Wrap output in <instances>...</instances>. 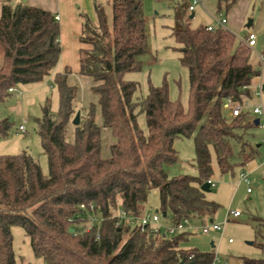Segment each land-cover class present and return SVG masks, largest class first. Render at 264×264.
Masks as SVG:
<instances>
[{
  "label": "trees",
  "instance_id": "obj_1",
  "mask_svg": "<svg viewBox=\"0 0 264 264\" xmlns=\"http://www.w3.org/2000/svg\"><path fill=\"white\" fill-rule=\"evenodd\" d=\"M14 1L0 5V107L13 96L11 88L50 77L63 53L56 15ZM237 1L218 0L219 12L224 4L229 11ZM111 6V21L97 1L96 21L81 14L80 42L86 48L80 50L79 74L93 81L103 125L96 123V104L79 108L78 89L68 83L73 72L66 68L54 77L58 111L48 101L36 119L49 175L28 151L0 155V264H24L15 253L14 227L25 231L34 257L43 264L215 263L212 252L182 248L190 233L163 237L133 232L116 226L117 215L125 211L142 216L149 194L158 190V211L167 214L164 218L170 215L174 225L213 221L220 205L202 190L213 176V154L222 174L233 172L238 164L232 162V140L253 127L246 123L247 115L231 118L225 109L229 98L241 102L252 97L249 87L260 72L251 62V49L230 30L191 28L192 14L180 5L172 35L189 74V107L171 100L167 82L150 84L146 97L140 98V85L126 78L143 70L140 58L147 52L142 3L113 0ZM79 111L81 122L75 126ZM142 114L146 130L139 124ZM13 127L10 118L0 116V140L8 138ZM103 129L115 139L108 158L103 157ZM177 138H193L197 176L169 177L166 165L179 160ZM91 212L101 217L99 225H91ZM254 221L263 240L258 246L264 250V218ZM242 262L264 264V258Z\"/></svg>",
  "mask_w": 264,
  "mask_h": 264
},
{
  "label": "rangeland",
  "instance_id": "obj_2",
  "mask_svg": "<svg viewBox=\"0 0 264 264\" xmlns=\"http://www.w3.org/2000/svg\"><path fill=\"white\" fill-rule=\"evenodd\" d=\"M3 2L5 0H0V5ZM210 2L212 7L209 10L216 12L217 18H226L228 29L239 40L245 39L251 33L257 36V46L251 51V62L255 69L261 71L257 53H264V0H240L229 11L224 4L220 12L217 11L219 9L218 0ZM182 5L188 6L185 2ZM203 10L197 11L196 18L188 19V25L191 28L209 26V24L215 26V20ZM155 12H158V15ZM250 20L253 21V25L251 28H246ZM174 25V10L167 3H158L147 22V52L140 58L143 62V70L128 74L126 79L140 85L137 93V97L140 98L146 97L150 84L159 87L167 82L171 100L180 101L184 108L188 109L189 74L180 62L182 55L180 46L172 35ZM60 66L58 69H61ZM52 75L42 83L18 87L22 94H13L8 102L0 107V116L10 118L14 124L10 136L0 140V155H17L23 151H28L39 162L45 175H49V163L48 158L43 154L40 138L36 132V119L41 117L42 107L48 101L51 103L53 111L56 112L59 109V93ZM68 83L73 84L72 86L78 89L77 102L79 108L88 109L90 103L96 104L93 102H97L98 108V97L91 91L92 85L90 83L92 82L90 78L72 73L68 78ZM257 84L258 82H254L251 88L250 102L252 106L258 104V100L255 98ZM85 105L89 106L85 107ZM246 112H249V117L246 118L247 123L250 122L253 114L252 110ZM22 124H25L27 130L24 134L18 132V128ZM139 124L146 130L144 114L140 115ZM69 135L72 137V128ZM263 140L264 130L260 127L253 125V127L242 129L239 132V139L232 140L234 152L232 162L238 165L233 172L227 174H222L217 158L213 154V176L211 180L217 184V187L211 189V192L207 193V197L219 204L220 209L212 222L203 223L196 220L192 223L198 227L213 224L223 225L224 230L221 233L212 232L210 234L190 233L188 240L181 244L182 248L195 249L204 253L212 252L215 254V264H237L244 259L264 258V250L258 246L263 240L256 235L257 223L254 221L255 217L264 218V181L260 187L254 185L256 180L252 177H250V184L241 181L242 173L249 174L246 164L248 165L250 162H256L260 165L261 169L258 175L264 176V147L257 148V145L262 144ZM244 145L245 151L242 149ZM174 147L179 153V160L175 164L166 165L169 177L174 178L182 174L197 176L193 138H177L174 141ZM105 151L106 148L104 150L103 146L104 155ZM256 179H259V176ZM249 188H252V193H248ZM144 209V214L150 213L161 216L162 234L167 233V228L174 226L170 215L164 218L162 213L158 212L160 210L158 190L151 191ZM230 211L240 212L241 217L229 216ZM90 217L89 214L88 219ZM98 218L101 217L98 216ZM13 236L15 253L20 260H24V264H43L42 261L34 257L30 239L21 227L13 228ZM168 236L172 237L171 235Z\"/></svg>",
  "mask_w": 264,
  "mask_h": 264
},
{
  "label": "built area",
  "instance_id": "obj_3",
  "mask_svg": "<svg viewBox=\"0 0 264 264\" xmlns=\"http://www.w3.org/2000/svg\"><path fill=\"white\" fill-rule=\"evenodd\" d=\"M22 1V0H17ZM162 0H153L154 3H159ZM182 2H185L188 4L189 12L194 13L196 9L202 8L205 9L204 1L203 0H182ZM56 19L59 21V17L56 16ZM216 22L215 26L210 25L207 26L208 31H214L217 28H222L224 30L228 29V20L226 18H213ZM240 41L248 46L251 51L254 50V48L257 46V36L255 34H249L245 39H240ZM258 55V60L260 63L261 71L260 75H258L256 78L252 80V85L249 87L250 89L253 86V83L258 82L257 88L255 91V98L258 100V104L252 106L251 105V98H246L241 102L234 101L232 98H229L226 102L225 109L228 111V114L231 118H237L242 115H247L249 117V112H246L247 110H252L253 117L250 118V123L254 125V121L256 119L259 120V126L261 129L264 130V103H263V94H264V53ZM11 94H22L19 90V88H11L9 90ZM19 133H26V126L25 124H22L18 128ZM262 147H264V140L261 144ZM241 181L246 182L250 184V175L247 173H242L241 175ZM210 183L211 189H214L217 187V184L213 182L212 180L208 181ZM248 193H252V188L248 189ZM81 209L86 210L84 206H81ZM91 217L89 218L91 225H99L102 222V219L98 218L94 212L89 213ZM163 216V215H162ZM229 216H232L234 218L241 217V213L238 211H230ZM161 216L158 214H143L140 217L133 216L125 211H121L119 215H117V224L116 226L123 229H130L131 231H140L142 233L144 232H152L158 236L166 237L168 235H176L180 233H201V234H210L212 232L215 233H221L224 230L223 225H203V226H196L192 223L191 220H184L179 225H174L172 227L167 228V233L162 234L161 232ZM232 242V240H231ZM215 264V263H214ZM237 264H244L243 262H239Z\"/></svg>",
  "mask_w": 264,
  "mask_h": 264
},
{
  "label": "crops",
  "instance_id": "obj_4",
  "mask_svg": "<svg viewBox=\"0 0 264 264\" xmlns=\"http://www.w3.org/2000/svg\"><path fill=\"white\" fill-rule=\"evenodd\" d=\"M1 1H4V0H1ZM95 1H97L99 4H102L105 7L109 21H111L112 20V6L110 3H112L113 0H24V2H26V4L29 6L41 8L59 17V23L61 25L60 41H61V45L63 48V53L61 57V62L59 64L61 65L60 66L61 69L57 68L55 73L61 72V71L63 73L66 68H70L73 74H76V75L79 74L80 50L82 48H86V46H84L80 42V37L82 35L81 14L85 13L93 21H96ZM140 1L142 3L146 21L148 22L151 13L154 11V9H156V6L158 5V3H154L153 0H140ZM203 1H204L205 10H203L202 8L196 9L194 13H191L194 15V18H196V13L198 10L206 11V14L212 19L217 18L216 12L209 10V8L212 7V3L210 2L212 0H203ZM162 2L167 3L169 7L174 10V13H175V9L178 6L183 4L182 0H162L161 2H159V4ZM217 11L219 12V9ZM155 14L158 15V12H155ZM210 25L211 24H209V26ZM54 77H55V74L52 75L53 80H54ZM91 82L92 83L90 84L93 85L92 80ZM72 85L73 84H71V86ZM93 103L97 104V102H93ZM88 106L89 105H85V107H88ZM96 123L99 126L103 125L99 105L97 108ZM102 133H103L104 150L106 148L105 155L103 153V157L108 158L110 157V148L115 143V139L113 138L112 133L109 130H104L102 131ZM104 138H106V140H104ZM260 147H261V144L257 145V148H260ZM246 166H247V170H248L250 177L256 180L254 185L256 187H260L262 184V181H264V176L260 177V174L258 175L261 169V166L256 164V162L255 163L250 162L248 163V165L246 164ZM258 176H259V179H256Z\"/></svg>",
  "mask_w": 264,
  "mask_h": 264
},
{
  "label": "water",
  "instance_id": "obj_5",
  "mask_svg": "<svg viewBox=\"0 0 264 264\" xmlns=\"http://www.w3.org/2000/svg\"><path fill=\"white\" fill-rule=\"evenodd\" d=\"M25 3H26V2H25ZM193 18H194V15L192 14L191 19H193ZM252 25H253V21L250 20V21L248 22V24H247V28H251ZM80 122H81V112L79 111V112L76 114L75 119L73 120V125L78 126V125H80ZM254 125H255L256 127L259 126V120H258V119H256V120L254 121ZM202 190H203L204 192H206V193L211 192L210 183H209V182L205 183V184L202 186ZM158 212H159V211H158ZM162 215H163V217H166V216H167L166 213H162ZM70 232L73 233V232H74V229H70ZM180 264H190V263H186L184 260H182V261L180 262Z\"/></svg>",
  "mask_w": 264,
  "mask_h": 264
}]
</instances>
